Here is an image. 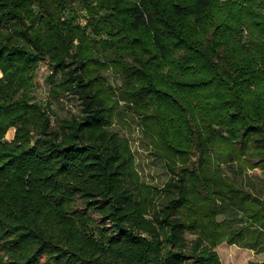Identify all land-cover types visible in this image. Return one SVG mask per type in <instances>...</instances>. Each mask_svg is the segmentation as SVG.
I'll return each mask as SVG.
<instances>
[{"label": "trees", "instance_id": "obj_1", "mask_svg": "<svg viewBox=\"0 0 264 264\" xmlns=\"http://www.w3.org/2000/svg\"><path fill=\"white\" fill-rule=\"evenodd\" d=\"M71 1L0 0V264H223L224 241L264 251V196L222 169L264 175V0H76L86 24L66 16ZM45 59L63 74L53 90L83 104L58 129L31 95ZM120 100L174 173L162 189L108 129ZM229 210L245 224L218 219Z\"/></svg>", "mask_w": 264, "mask_h": 264}, {"label": "rangeland", "instance_id": "obj_2", "mask_svg": "<svg viewBox=\"0 0 264 264\" xmlns=\"http://www.w3.org/2000/svg\"><path fill=\"white\" fill-rule=\"evenodd\" d=\"M70 5L71 7L68 8L66 16L73 18L76 22L86 24L88 20L87 12L83 9L82 4L75 0L71 1ZM126 59L132 63H136L133 57L127 56ZM103 74L115 88L119 89L122 87L123 78L119 74L112 70L104 71ZM1 76L2 73L0 72ZM62 76V71L54 70L49 63V59L42 60L37 67L35 85L31 91V95L35 101L49 111L51 125L54 129L59 128L62 120L71 119L83 113V104L77 95L65 92L58 94L53 90V86L61 81ZM108 129L117 133L120 137L128 139L135 158L136 169L143 183L158 189H162L171 183L174 173L170 170L165 158L155 149L150 137L144 133L141 119L127 109L125 101L120 100L117 103ZM15 130L16 127H10L4 139L9 142L13 141ZM258 159L255 156L251 158V161L256 162ZM246 160H248V157H246ZM197 164L198 153H195L190 160V165L197 166ZM246 164V161L223 164L222 169L225 175L234 179L240 187L263 197L264 175L258 169L249 166L242 167ZM159 204L160 201L155 203L152 212L160 208ZM75 208L91 214L96 219L95 226L101 224L100 216L97 212L89 210L84 205L81 197L77 199ZM147 217L151 218L152 215L148 214ZM218 219L226 220L231 228H238L245 224L242 217L236 215L231 210L218 215ZM185 236L189 244L196 238V234L190 231L186 232ZM236 238L239 239L238 237ZM216 250L223 264H249L250 261L258 263L264 261V251L242 246L241 243L236 244L224 241L217 246Z\"/></svg>", "mask_w": 264, "mask_h": 264}, {"label": "bare ground", "instance_id": "obj_3", "mask_svg": "<svg viewBox=\"0 0 264 264\" xmlns=\"http://www.w3.org/2000/svg\"><path fill=\"white\" fill-rule=\"evenodd\" d=\"M9 134V133H8Z\"/></svg>", "mask_w": 264, "mask_h": 264}]
</instances>
